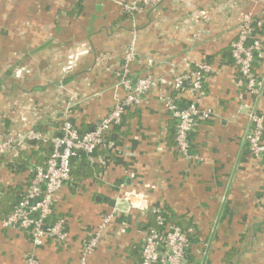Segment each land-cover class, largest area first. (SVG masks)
Returning a JSON list of instances; mask_svg holds the SVG:
<instances>
[{
	"label": "crops",
	"instance_id": "0c3cea01",
	"mask_svg": "<svg viewBox=\"0 0 264 264\" xmlns=\"http://www.w3.org/2000/svg\"><path fill=\"white\" fill-rule=\"evenodd\" d=\"M114 1L0 0V134L34 130L59 135L63 104L73 94L78 101L72 121L89 132L124 97L116 73L133 28ZM218 1L161 0L136 16L134 78L147 73L171 78L173 65L185 59L192 65L209 63L212 73L201 92L153 90L140 106L127 109L94 163L83 155L73 160L71 180L55 208L69 234L65 245L49 241L36 248L25 231L3 228L0 214V264H26L31 254L39 264H78L84 241L107 215L113 218L88 264H141L155 207L194 229L188 264H264V159L248 150L250 120L240 94L250 105L255 100L230 50L244 13L260 14L264 0L202 25L200 12ZM261 38L264 43V34ZM83 49L78 67L64 78L62 67ZM26 65L27 74L17 81L16 72ZM256 71L264 79V61ZM161 95L172 97L180 108L196 103L213 112L190 134L189 157L172 144L176 121ZM256 105L264 115V91ZM23 153L33 162L20 173L0 158V201L26 188L39 166L33 155L45 158L37 145L27 144Z\"/></svg>",
	"mask_w": 264,
	"mask_h": 264
},
{
	"label": "built area",
	"instance_id": "2783aa9c",
	"mask_svg": "<svg viewBox=\"0 0 264 264\" xmlns=\"http://www.w3.org/2000/svg\"><path fill=\"white\" fill-rule=\"evenodd\" d=\"M114 2L130 17L133 28V35L126 47L121 69L116 73L118 87L126 92L124 97L116 99L111 112L96 122L89 132H81L72 121L71 109L78 101L77 95L73 94L63 104L59 135L34 130L0 134V158L8 155L19 157L21 147L30 140L51 145V153L44 165L32 169L30 182L24 189L16 208L1 222L5 229L25 231L36 248L45 246L49 241L65 245L69 239L65 220L55 215V208L60 202L61 189L71 180L73 160L83 155L90 163H94L95 153L104 145L110 132L121 125L127 109L140 106L143 98L153 90L163 92L164 88H169L177 93L187 89L196 93L201 92L213 70L207 62L192 65L188 59H185L182 63L173 65L171 78L152 73L134 78L131 74V65L139 57L136 16L155 9L161 0H115ZM257 2L258 0H219L211 8L200 12L202 25L212 21L218 14H227L241 6ZM263 29L264 11L260 14L248 11L242 17L237 37L230 44L233 65L243 78L247 93L255 100L250 105L240 94L241 109L248 111L250 120L245 141L248 150L257 159H264V115L259 112L256 105L264 91V79L254 74V66L264 60V45L258 35ZM85 50L71 56L69 62L62 67L64 78L76 70ZM25 73L27 67L16 72L19 78H24ZM60 87L64 89V86ZM160 100L177 123L175 134L177 151L183 157H189L190 134L199 120H207L213 116L212 110L202 109L196 103L180 108L172 97L166 95H161ZM152 213L156 215V223L155 226L148 228L142 246L141 264H188L194 229L184 230L169 222L167 211L161 207L153 208ZM112 218V215L105 216L94 234L84 241L78 264H88V258L98 247ZM26 264H39V262L31 254L26 258Z\"/></svg>",
	"mask_w": 264,
	"mask_h": 264
},
{
	"label": "trees",
	"instance_id": "16d2710c",
	"mask_svg": "<svg viewBox=\"0 0 264 264\" xmlns=\"http://www.w3.org/2000/svg\"><path fill=\"white\" fill-rule=\"evenodd\" d=\"M150 11V10H149ZM245 14V13H244ZM125 16L131 21V19H130V17H128L126 14H125ZM243 17V16H242ZM260 34L262 35V34H264V29H263V31H261L260 32ZM132 35H133V33H132ZM132 37V36H131ZM131 40V39H130ZM231 50V49H230ZM262 61H264V60H262ZM258 64H255V66H257ZM21 67H27V65L26 66H21ZM148 74V73H147ZM147 74H144L143 76H140V77H144V76H146ZM239 74V73H238ZM254 74L258 77V78H262L261 76H258V74H257V71H256V69L254 70ZM136 78H138V77H136ZM243 79V78H242ZM243 82H244V80H243ZM245 83V82H244ZM59 118H61L60 119V121L62 122V116H61V114H60V116H59ZM177 124V123H176ZM6 133H8V132H6ZM176 134V133H175ZM172 139H173V141H172V144H174L175 146H176V140H175V136H174V138L172 137ZM27 144H32V145H37L38 147H39V149L44 153V156H45V158H43V156H41L40 158H38V156L35 154V155H33V156H35L36 158H37V160L35 161L39 166H43L44 165V163H45V161H46V159H47V157L50 155V153H51V145L50 144H45V143H43V142H41V141H33V140H30V141H28V142H26V144L25 145H23L22 147H21V154H20V156L19 157H12V156H10V155H8V156H5V159L7 160V162H8V167H9V169H12V170H16L17 172H21V171H23L25 168L27 169V167L33 162L32 160H33V158L32 157H30V156H27V154L26 153H23V151L25 150V148L27 147ZM24 154H26V155H24ZM80 157V156H79ZM27 187V186H26ZM24 191V190H23ZM23 191L22 190H18V191H16V192H9V194H7L6 196H5V199H3V200H1L0 201V214H2V215H4V217H6V216H8L9 214H11L13 211H14V209L16 208V206H17V204H18V202L20 201V199H21V195H22V193H23ZM3 217V218H4ZM2 218V219H3ZM156 219V215L155 214H153L152 213V219H151V224H150V227H152V226H155V220ZM167 220L169 221V222H171V223H174V224H176L177 226H180L181 228H183L184 230H188L190 227H185L184 225H183V221H181L179 218H177V217H175V216H168L167 217ZM149 227V228H150ZM235 250H232V252H230L229 253V257H232V255H233V252H234Z\"/></svg>",
	"mask_w": 264,
	"mask_h": 264
},
{
	"label": "rangeland",
	"instance_id": "374dc122",
	"mask_svg": "<svg viewBox=\"0 0 264 264\" xmlns=\"http://www.w3.org/2000/svg\"><path fill=\"white\" fill-rule=\"evenodd\" d=\"M258 35H259V39L263 42V40H262V38H261L262 35H261L260 33H259ZM263 45H264V43H263ZM259 62H262V61H259ZM259 62H258V63H259ZM258 63H256V64H258ZM254 68L256 69V66H254ZM255 69H254V70H255ZM25 74H27V73H25ZM23 79H24V78H23ZM16 80L18 81V80H22V79H21V78H19V79L16 78ZM58 90H59L60 92L65 91V90H64L63 88H61L60 86L58 87Z\"/></svg>",
	"mask_w": 264,
	"mask_h": 264
}]
</instances>
